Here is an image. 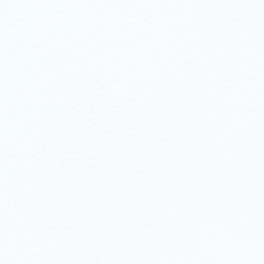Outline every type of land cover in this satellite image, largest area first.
Returning <instances> with one entry per match:
<instances>
[{
  "label": "snow or ice",
  "instance_id": "snow-or-ice-1",
  "mask_svg": "<svg viewBox=\"0 0 264 264\" xmlns=\"http://www.w3.org/2000/svg\"><path fill=\"white\" fill-rule=\"evenodd\" d=\"M0 264H264V0H0Z\"/></svg>",
  "mask_w": 264,
  "mask_h": 264
}]
</instances>
